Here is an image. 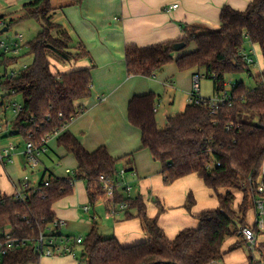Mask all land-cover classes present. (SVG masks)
<instances>
[{
    "label": "trees",
    "instance_id": "obj_1",
    "mask_svg": "<svg viewBox=\"0 0 264 264\" xmlns=\"http://www.w3.org/2000/svg\"><path fill=\"white\" fill-rule=\"evenodd\" d=\"M51 11V0H32L23 5L25 13L20 19L35 18L42 23V29L24 44L33 56L32 62L22 68L16 79L5 84L23 96L24 108L15 121L19 133L35 141L64 130L84 111L85 107L78 102L93 93L91 68L57 73L52 70L50 54L70 61L82 57L84 50L73 54L71 36L52 21ZM3 18L4 15L0 16ZM220 20L219 28L192 32L180 41L144 48L127 46L128 73L155 77L165 65L174 62L180 71L196 68L205 72L213 80L215 92L223 91L229 76L251 73L250 64L242 59L247 40L258 44L264 57V0H252L243 11L224 5ZM7 27L9 30L10 25ZM55 30L60 34L56 36ZM177 42H186L187 46L194 43L196 48L174 57L172 45ZM9 62L18 59L3 60L0 64ZM254 78L257 84L252 88L236 81L231 105L220 106L213 113L209 104L189 102L183 112L168 117L164 128L158 126L154 111L157 94L150 92L131 98L129 121L141 131L142 148L161 163L165 184L195 174L214 192L219 206L198 215L199 227L183 229L169 239L157 220L148 216L142 194L127 197L118 193L117 201L129 202L124 215L134 216L131 210L135 209V216L142 220L151 239L123 245L115 236H103L94 224L81 245V264H212L224 256L227 237H237L233 247L244 244L238 234L239 226L246 225L247 213L255 209V199L260 196L258 186L264 183V177L260 179L264 166V71ZM58 144L75 156V174L60 178L45 170L43 178H47L48 184L42 179L23 202L0 189L2 238L10 230L13 237L33 239L51 227L57 219L53 204L73 194L77 180L85 181L89 200L95 204L103 196L100 175L113 176L119 171L120 159L113 157L105 146L89 151L70 131L61 133ZM236 191L242 192L243 198L234 206ZM194 204L191 192L185 206L191 210ZM40 258L34 245L28 243L9 249L0 264H31Z\"/></svg>",
    "mask_w": 264,
    "mask_h": 264
},
{
    "label": "crops",
    "instance_id": "obj_2",
    "mask_svg": "<svg viewBox=\"0 0 264 264\" xmlns=\"http://www.w3.org/2000/svg\"><path fill=\"white\" fill-rule=\"evenodd\" d=\"M251 1L51 0L52 21L68 31L71 36L70 50L73 54L84 50L82 57L63 61L61 70L57 72L91 68L93 93L89 98L78 102L85 107L84 111L64 130L49 139V152L44 156L45 160H41V165L36 171H31L37 177L32 180V183L37 185L47 169L48 172L60 178L68 176L67 168L76 169L75 156L58 144L61 133L70 131L89 151L105 146L113 157L120 159L119 170L132 169L136 172L133 184L138 191L135 194L143 195L148 216L157 220L169 239H174L183 229L199 227L198 215L206 208H216L214 202L211 201V206H205L202 209L194 206L191 210L185 206V203L194 184L203 193L210 192L211 189L195 174L180 178L171 185L165 184L161 163L153 158L149 150L142 148L141 131L130 123L128 116V106L133 96L154 92L158 95L159 101L156 112L158 126L160 123L166 125L168 117L183 112L190 102L193 75L198 70L193 68L180 71L175 63V66L170 63L165 65L155 77L130 75L126 67L125 52L130 45L144 48L167 41H180L192 32L200 33L207 29H217L221 25L220 17L224 5L243 11L247 9ZM174 4H178V7L170 9ZM247 41L250 44L248 51L259 55L264 71V57L260 46ZM190 48L193 51L196 45L192 43ZM183 54L185 53L175 52L174 57ZM159 85L165 87L166 94L170 91L173 95L170 102L166 101L165 94L160 93ZM179 94L180 101H183V109L175 111L172 107H175ZM160 112L162 122L161 116H157ZM24 149L17 151L14 156L17 158L16 161L13 157L11 162L13 165H9L12 169L21 166L23 170H30L26 163ZM56 154L62 162L59 171L57 167L50 170L46 163L47 159L55 161L53 157ZM8 164L10 163L0 167V189L7 195H13L20 188L23 177L18 181L14 180ZM6 176L9 177V181ZM3 178L7 181L6 186L2 183ZM76 183L77 181L74 183L73 194L58 200L52 206L57 218L67 222V229L78 219L77 205L83 203L81 209L86 212L83 207L88 205L85 203L89 200L85 182L80 180L78 185ZM203 185L207 190H204ZM136 213L137 211L133 209L131 214L134 216L130 218H127L124 213L118 217H108L114 219V225L112 230L106 233L107 237L115 236L123 245L150 240V235L146 232L142 220L135 216ZM255 216L256 210L253 224ZM249 225H252L251 222ZM259 236L260 233L257 234V240ZM228 253L229 251H225V256ZM31 264H78V261L72 256L41 257L39 262ZM239 264H249L248 259L244 257Z\"/></svg>",
    "mask_w": 264,
    "mask_h": 264
},
{
    "label": "built area",
    "instance_id": "obj_3",
    "mask_svg": "<svg viewBox=\"0 0 264 264\" xmlns=\"http://www.w3.org/2000/svg\"><path fill=\"white\" fill-rule=\"evenodd\" d=\"M178 4H174L170 7L176 8ZM6 26L4 20L0 19V29ZM0 30V32H1ZM24 36L17 34L9 40L0 38V62L3 60L16 58L19 60L22 53V47L24 46ZM242 59L249 64H254L255 61L251 56V53L245 48L242 51ZM28 64L18 65V62L1 63L0 66L4 67V71H0V167L6 163H11L13 157L17 154V145L14 142L3 144L1 138L8 133L9 135L18 134L13 128H10V121L7 116L11 111L15 117V121L21 111L24 108V103L14 100V96L19 94L15 89H9L5 87L7 81L16 79L22 68L27 67ZM203 74L200 71H196L193 75V90L190 93L189 101L196 104H209L212 112L215 113L220 106L229 104L231 105L234 100L232 91L236 87V81L231 79L225 82V89L221 92H215L213 96L204 98L201 95V78ZM158 105L154 107V111L157 112ZM15 124V128H16ZM47 135L41 141H35L30 136L25 139L24 153L26 156V163L29 169L33 172L36 171L41 165V160L44 155L49 152V139L57 134ZM67 174L74 175L75 170L71 168L66 169ZM44 177V176H43ZM42 177V179H44ZM136 177L134 170L121 169L116 172L115 175L110 176L102 174L99 177V181L102 182L103 196L98 198V201H104L106 205L107 217H118L129 208V202L126 200L117 201L116 197L118 193H123L125 196L130 197L133 195V182ZM264 177V166L260 179ZM42 181V180H41ZM41 181L37 184L39 185ZM44 184H48L47 178L44 179ZM37 185L32 183L30 175L26 174L20 181V188L13 194L20 201H26L30 193ZM258 192L260 196L255 199V223L253 225H246L242 227L238 234L244 238L246 243L252 247L257 241V233L255 228L260 231L264 229V183H260L258 186ZM85 211L91 209L90 205H85ZM67 222L64 219L57 218L53 222L51 227L47 230L40 232L35 238H18L11 236L10 230L4 233V238L0 236V263L3 255L7 254L9 249L20 247L31 243L34 245V249L39 253L40 257H58V256H72L77 259L78 264H81L77 248H81L84 237L74 234L66 233L65 228ZM55 229V230H54ZM212 264H219L218 261H213Z\"/></svg>",
    "mask_w": 264,
    "mask_h": 264
},
{
    "label": "rangeland",
    "instance_id": "obj_4",
    "mask_svg": "<svg viewBox=\"0 0 264 264\" xmlns=\"http://www.w3.org/2000/svg\"><path fill=\"white\" fill-rule=\"evenodd\" d=\"M29 1L32 0H0V16L4 15L3 20L5 21L6 25H10L9 30L5 32H0V38L9 40L12 37L16 36L17 34H22L24 36V43L30 41L33 39L42 29V23L38 21L35 18H25V19H20L21 16L24 15L25 12H23V5ZM14 19V20H13ZM11 20L13 22L11 23ZM4 28V27H3ZM1 30V29H0ZM54 34L57 36L60 34L59 31L55 30L53 31ZM248 41H246L245 48L248 50L249 47ZM192 43H190L189 46H186V48L177 51L180 53H187L191 51ZM29 48L27 45H24L22 47V53L21 57L18 60V65H24V64H29L33 60V56L28 53ZM251 56L255 60V66L254 64H250V72H242V73H237L235 75H231L228 77V80H235V81H243L245 86L247 88H252L255 87L256 80L255 76L259 74L260 72H263V65L261 62V59L257 53H251ZM50 58L52 60V70L54 72H57L58 70H61V64H63V59L59 56H56L55 54H50ZM174 66V62L172 63ZM0 71H4V67L0 66ZM203 77L201 78V93L204 96H211L214 92V82L211 78L207 77L205 75V72H202ZM160 87V93L166 95V101L169 100V102L172 100L173 95L169 91V94H166V89L164 86L159 85ZM169 90V89H168ZM171 98L169 99V97ZM15 101L22 102L23 101V96L21 94H17L14 97ZM185 101V100H184ZM183 101H180V94L177 96L176 104L175 107H172V110H182L183 109ZM159 101H157V104ZM182 104V105H181ZM180 106V107H179ZM160 108V105H159ZM162 113H157V116L160 117ZM8 120L10 121V128H13L16 132L18 131V127L15 128V117L10 111L7 116ZM162 116L160 117V121L162 122ZM160 128H164L165 125L164 123H160L159 125ZM5 135V134H4ZM2 143H9V142H14L15 145H17V151H21L24 149L25 146V138L23 134L18 133L14 135H9L8 133L1 138ZM46 156V155H44ZM42 157L43 160H45V157ZM15 158V157H14ZM55 161H52L51 159H47L46 163H48V168L53 170V168L57 167V170H61L59 167L62 166L61 158L56 154V156L53 157ZM17 158L14 160L16 161ZM64 162V160H63ZM59 163V165H58ZM9 165L13 164H8L7 166L10 167ZM19 165V164H18ZM7 167V168H8ZM10 174L14 180L21 179V177H24L26 174L30 175L32 180H35L37 177L34 176L31 173V170H23L21 166H18L16 169H12V167L9 168ZM43 171V170H42ZM49 173V172H48ZM6 175V174H5ZM42 173L40 174L41 178ZM7 180L9 181V177L6 176ZM39 181V178H38ZM84 181V180H83ZM85 182V181H84ZM2 183L7 184V181L5 178L2 179ZM80 183V180H77V185ZM86 185V183H85ZM171 185V184H167ZM134 190H133V195L137 193L138 188L133 184ZM204 190H207L205 186L203 185ZM223 191V190H222ZM220 191V193H222ZM194 199H195V208H204L205 206H211V201L214 202L215 206H219V199L217 198L216 195H214V192L211 190L210 192L203 193L199 190L198 186L194 184V187L192 189ZM236 201L235 205L237 206L240 201L243 198V193L236 191ZM210 202V203H209ZM85 204L90 205L91 210L84 212L81 209V206L84 205L83 203H79L78 209H79V214H78V219L75 220L70 227L66 230L65 232L73 233L77 236H83L86 237L88 232L90 231L91 227L96 224L99 226L100 232L103 236L107 237L108 232L112 230V227L114 225V219L108 218L106 216V205L104 201H98L95 204H92L90 200H88ZM156 204V203H155ZM74 205V204H73ZM193 206V207H194ZM160 208V206H159ZM206 210H210L207 209ZM254 208H251L248 213H247V222L246 225H249V222L253 225L254 221ZM95 218V219H94ZM246 225H240L239 230L246 226ZM240 236V235H239ZM111 237V236H110ZM240 239H244L242 236H240ZM237 240L236 236L232 237H227L224 241L223 245V252L229 251V253L225 256L224 258L222 257L219 259V264H239L244 257L248 259L249 264H264V229L260 231V236L258 237V240L256 241L255 245L253 247L244 242L241 246L239 247H233L235 241ZM233 247V250H230V248ZM77 253L79 256H81L82 249L79 247L77 248ZM251 257L253 259L251 260ZM74 258V257H73ZM76 259V258H74ZM77 261V259H76Z\"/></svg>",
    "mask_w": 264,
    "mask_h": 264
},
{
    "label": "water",
    "instance_id": "obj_5",
    "mask_svg": "<svg viewBox=\"0 0 264 264\" xmlns=\"http://www.w3.org/2000/svg\"><path fill=\"white\" fill-rule=\"evenodd\" d=\"M5 31H8V27H4V28L1 30V33H2V32H5ZM186 46H187V43H186V42H177V43H174V44L172 45V49H173L175 52H177V51H180V50L186 48Z\"/></svg>",
    "mask_w": 264,
    "mask_h": 264
}]
</instances>
